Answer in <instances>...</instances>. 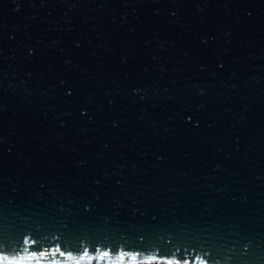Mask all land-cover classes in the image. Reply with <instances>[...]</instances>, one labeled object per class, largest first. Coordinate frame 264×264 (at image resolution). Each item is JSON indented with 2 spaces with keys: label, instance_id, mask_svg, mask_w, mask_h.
<instances>
[{
  "label": "water",
  "instance_id": "1",
  "mask_svg": "<svg viewBox=\"0 0 264 264\" xmlns=\"http://www.w3.org/2000/svg\"><path fill=\"white\" fill-rule=\"evenodd\" d=\"M177 261L264 264V0H0V264Z\"/></svg>",
  "mask_w": 264,
  "mask_h": 264
},
{
  "label": "snow or ice",
  "instance_id": "2",
  "mask_svg": "<svg viewBox=\"0 0 264 264\" xmlns=\"http://www.w3.org/2000/svg\"><path fill=\"white\" fill-rule=\"evenodd\" d=\"M85 255H87V253H85ZM107 255L108 253H104V255L100 257V259H104V257ZM169 264H172V262H169ZM176 264H179V261H177Z\"/></svg>",
  "mask_w": 264,
  "mask_h": 264
}]
</instances>
